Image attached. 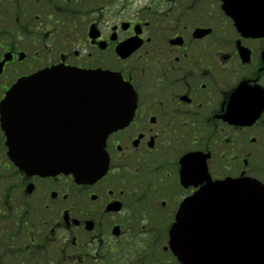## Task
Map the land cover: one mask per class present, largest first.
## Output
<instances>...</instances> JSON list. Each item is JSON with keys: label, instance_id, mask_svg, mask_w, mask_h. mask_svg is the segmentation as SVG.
<instances>
[{"label": "flooded vegetation", "instance_id": "obj_1", "mask_svg": "<svg viewBox=\"0 0 264 264\" xmlns=\"http://www.w3.org/2000/svg\"><path fill=\"white\" fill-rule=\"evenodd\" d=\"M52 67L117 73L136 93L133 110L97 84L38 83L21 100L20 135L49 144L126 122L106 137V171L83 183L51 166L18 171L0 122V202L20 191V234L54 264H108L142 218L167 232L207 182L264 184V35L241 33L221 0H0V103ZM28 207L39 218L25 220Z\"/></svg>", "mask_w": 264, "mask_h": 264}, {"label": "water", "instance_id": "obj_2", "mask_svg": "<svg viewBox=\"0 0 264 264\" xmlns=\"http://www.w3.org/2000/svg\"><path fill=\"white\" fill-rule=\"evenodd\" d=\"M223 8L231 15L241 31L264 34V9L246 10L243 5L224 0ZM251 24V25H250ZM255 33V32H254ZM56 81L83 83L89 80L105 84V91L115 90L123 99H134L131 87L111 74H85L68 70L41 71L19 79L2 100V120L6 128L8 156L19 167L40 166L33 153L20 152L17 126L19 124L20 94L25 84L38 83L45 75ZM60 75V76H59ZM99 79V80H98ZM10 126L13 129H10ZM104 138L86 140L74 138L66 151L52 154L56 171L73 173L77 181H87L100 175L101 150ZM27 166V167H26ZM216 212V214H214ZM223 222L226 243L213 239L212 224ZM168 246L182 264H264V185L253 178L226 179L208 182L180 204L168 231ZM166 248V247H165Z\"/></svg>", "mask_w": 264, "mask_h": 264}, {"label": "rangeland", "instance_id": "obj_3", "mask_svg": "<svg viewBox=\"0 0 264 264\" xmlns=\"http://www.w3.org/2000/svg\"><path fill=\"white\" fill-rule=\"evenodd\" d=\"M12 180L13 179L10 178L7 181L12 182ZM15 199L16 200L7 204L6 207H8V210H10L11 206L12 208L16 209L17 205L20 204V191L19 195H17V198ZM0 212H3V221L0 222V231L2 230L1 227L11 228L13 226L11 232L12 234L15 233L14 231L16 229V225L10 223L9 220V218H14V215L8 213L9 211L7 212L5 207H3L1 204ZM30 216H33L36 219L39 218L40 214H34L31 211ZM142 223L147 225L146 228H140L139 230L131 232L129 235L128 247L122 253L114 255L108 264H178L170 251L163 250L162 248L167 241L166 232L158 227H156V230H153L154 228L150 229V223H148L145 218H143ZM156 226L159 225L156 224ZM6 230L10 233V229ZM48 258L51 264H53L54 258H52V260L50 257ZM99 263L105 264L102 262Z\"/></svg>", "mask_w": 264, "mask_h": 264}, {"label": "trees", "instance_id": "obj_4", "mask_svg": "<svg viewBox=\"0 0 264 264\" xmlns=\"http://www.w3.org/2000/svg\"><path fill=\"white\" fill-rule=\"evenodd\" d=\"M2 236H3V234H2ZM0 243H2L3 249L7 248L6 251L9 253L7 256L8 264H20V259L18 257L20 250H18L16 252H12L13 247H11V245L13 243V238L11 236H5V237L0 236ZM9 245H10V247H9ZM16 255H18V256H16Z\"/></svg>", "mask_w": 264, "mask_h": 264}]
</instances>
